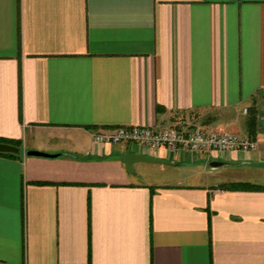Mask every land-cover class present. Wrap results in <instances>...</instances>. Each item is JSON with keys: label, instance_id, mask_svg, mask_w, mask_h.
Wrapping results in <instances>:
<instances>
[{"label": "crops", "instance_id": "1", "mask_svg": "<svg viewBox=\"0 0 264 264\" xmlns=\"http://www.w3.org/2000/svg\"><path fill=\"white\" fill-rule=\"evenodd\" d=\"M178 121L256 147L91 137ZM0 138V264H264V0H0Z\"/></svg>", "mask_w": 264, "mask_h": 264}, {"label": "built area", "instance_id": "2", "mask_svg": "<svg viewBox=\"0 0 264 264\" xmlns=\"http://www.w3.org/2000/svg\"><path fill=\"white\" fill-rule=\"evenodd\" d=\"M91 137L95 143H133L150 150L181 149L197 153H224L237 149L249 151L256 147L255 140L229 131L204 129L185 121L157 129L142 126L104 127L92 132Z\"/></svg>", "mask_w": 264, "mask_h": 264}, {"label": "water", "instance_id": "3", "mask_svg": "<svg viewBox=\"0 0 264 264\" xmlns=\"http://www.w3.org/2000/svg\"><path fill=\"white\" fill-rule=\"evenodd\" d=\"M19 151L17 146L5 143V142H0V153H12V154H17ZM25 155H35V156H53L51 154H47L41 151H36V150H27L25 152ZM124 169L127 173H132L134 172L133 164L136 162H146V163H158V164H171L170 162L160 159V158H155L143 154H138L130 151H126L123 154L122 157Z\"/></svg>", "mask_w": 264, "mask_h": 264}, {"label": "trees", "instance_id": "4", "mask_svg": "<svg viewBox=\"0 0 264 264\" xmlns=\"http://www.w3.org/2000/svg\"><path fill=\"white\" fill-rule=\"evenodd\" d=\"M255 111L253 110L251 112V115L249 117V120H248V125H249V129H250V132L252 133L253 132V127L255 125ZM0 142H5V143H8V144H11V145H14L16 146V142L15 141H7L5 139H2L0 138ZM0 156H3V157H16L17 155L16 154H12V153H0ZM229 187L231 188H240V187H245V188H256V186L254 185H250V184H231Z\"/></svg>", "mask_w": 264, "mask_h": 264}, {"label": "rangeland", "instance_id": "5", "mask_svg": "<svg viewBox=\"0 0 264 264\" xmlns=\"http://www.w3.org/2000/svg\"><path fill=\"white\" fill-rule=\"evenodd\" d=\"M159 166V165H158ZM161 167H165V166H161ZM168 169V168H167ZM148 171V173H150L151 175L153 174V175H156L155 173L156 172H154V168H152V169H150V170H147Z\"/></svg>", "mask_w": 264, "mask_h": 264}]
</instances>
